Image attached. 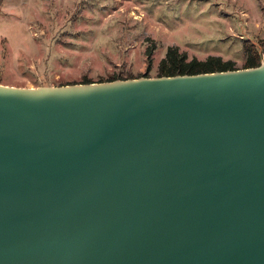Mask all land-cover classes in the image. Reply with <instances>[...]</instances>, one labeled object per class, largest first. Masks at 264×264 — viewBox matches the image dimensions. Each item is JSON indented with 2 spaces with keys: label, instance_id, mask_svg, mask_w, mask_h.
Wrapping results in <instances>:
<instances>
[{
  "label": "water",
  "instance_id": "water-1",
  "mask_svg": "<svg viewBox=\"0 0 264 264\" xmlns=\"http://www.w3.org/2000/svg\"><path fill=\"white\" fill-rule=\"evenodd\" d=\"M0 264H264V62L0 83Z\"/></svg>",
  "mask_w": 264,
  "mask_h": 264
},
{
  "label": "rangeland",
  "instance_id": "rangeland-1",
  "mask_svg": "<svg viewBox=\"0 0 264 264\" xmlns=\"http://www.w3.org/2000/svg\"><path fill=\"white\" fill-rule=\"evenodd\" d=\"M246 38L264 41V0H0V83L156 76L168 45L239 68Z\"/></svg>",
  "mask_w": 264,
  "mask_h": 264
},
{
  "label": "trees",
  "instance_id": "trees-1",
  "mask_svg": "<svg viewBox=\"0 0 264 264\" xmlns=\"http://www.w3.org/2000/svg\"><path fill=\"white\" fill-rule=\"evenodd\" d=\"M243 52L245 55L244 67L254 66L260 63V55L264 52V41H251L246 38L243 43ZM150 49H148V53ZM158 75H172L177 73H196L203 71H214L221 69H231L233 62L231 60H222L219 55L209 54L200 59L196 56L188 58L185 51H180L177 45H168L165 55L161 58L158 65ZM118 78L110 75L107 80ZM88 82V80L84 81Z\"/></svg>",
  "mask_w": 264,
  "mask_h": 264
},
{
  "label": "built area",
  "instance_id": "built-area-1",
  "mask_svg": "<svg viewBox=\"0 0 264 264\" xmlns=\"http://www.w3.org/2000/svg\"><path fill=\"white\" fill-rule=\"evenodd\" d=\"M261 62H264V52H262L261 55H260V63Z\"/></svg>",
  "mask_w": 264,
  "mask_h": 264
}]
</instances>
